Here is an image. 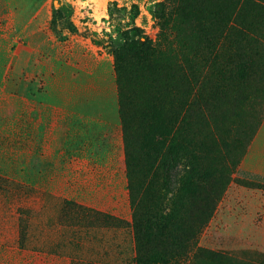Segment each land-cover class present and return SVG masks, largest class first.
<instances>
[{"label": "rangeland", "instance_id": "rangeland-1", "mask_svg": "<svg viewBox=\"0 0 264 264\" xmlns=\"http://www.w3.org/2000/svg\"><path fill=\"white\" fill-rule=\"evenodd\" d=\"M262 115L264 0H0V264H264ZM68 167L126 224L72 220Z\"/></svg>", "mask_w": 264, "mask_h": 264}, {"label": "crops", "instance_id": "crops-1", "mask_svg": "<svg viewBox=\"0 0 264 264\" xmlns=\"http://www.w3.org/2000/svg\"><path fill=\"white\" fill-rule=\"evenodd\" d=\"M68 165H72L73 162H66ZM239 174L242 180L255 182L264 186V115L259 120V125L256 129V134L251 141L249 151L242 159L239 166ZM81 169V168H80ZM80 169L68 167L67 172H64L61 177L62 184H66L63 189H60L58 185H55L57 192L66 198H71L72 201H76L78 204L84 205L87 208L97 209L99 212L115 215L122 218L120 214L116 213V210L110 206L109 191L105 188L111 185L112 176L108 174V171L104 167L94 168L97 177L81 176ZM107 169V168H106ZM101 181L102 185L89 186L88 181ZM107 182L109 183L107 185ZM106 183V184H105ZM69 186V192L65 193L64 189ZM99 187V188H96ZM94 188L96 189L94 191ZM70 200V199H68ZM96 200L101 206H96ZM98 207V208H97ZM113 208V209H112Z\"/></svg>", "mask_w": 264, "mask_h": 264}, {"label": "trees", "instance_id": "trees-1", "mask_svg": "<svg viewBox=\"0 0 264 264\" xmlns=\"http://www.w3.org/2000/svg\"><path fill=\"white\" fill-rule=\"evenodd\" d=\"M162 5L158 4V8H161ZM138 34L137 32H135L133 34V38L136 41V44L138 47H142L145 45V41L142 40V38H138ZM259 123V122H258ZM62 209H64V211H68V214H72V220H74L75 222L78 220L76 219V216L81 215L82 216V220L84 221V223L87 224V222H89L87 224V226L89 228L94 227L96 224L100 225V226H108V225H117V226H121V225H125L126 222L122 221V220H118L106 213H102V212H98L95 211L94 209L91 208H87L81 205L76 204L74 201H69V200H63L62 202ZM72 223V222H71ZM104 227V228H105ZM27 227L24 226V228H22L20 230V236L23 235L22 237H25L26 235V229ZM136 228V227H135ZM133 229H134V222H133ZM20 246L24 247L23 242L21 243L20 241ZM136 251H137V257H138V253H139V243L138 246H136ZM133 264H144V262L139 261L138 258H135L133 260H131Z\"/></svg>", "mask_w": 264, "mask_h": 264}]
</instances>
